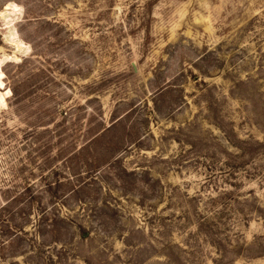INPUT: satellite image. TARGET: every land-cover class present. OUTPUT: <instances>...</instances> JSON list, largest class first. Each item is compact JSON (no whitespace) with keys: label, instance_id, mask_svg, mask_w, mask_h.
Wrapping results in <instances>:
<instances>
[{"label":"rangeland","instance_id":"rangeland-1","mask_svg":"<svg viewBox=\"0 0 264 264\" xmlns=\"http://www.w3.org/2000/svg\"><path fill=\"white\" fill-rule=\"evenodd\" d=\"M0 264H264V0H0Z\"/></svg>","mask_w":264,"mask_h":264},{"label":"bare ground","instance_id":"bare-ground-1","mask_svg":"<svg viewBox=\"0 0 264 264\" xmlns=\"http://www.w3.org/2000/svg\"><path fill=\"white\" fill-rule=\"evenodd\" d=\"M5 13H6V12H2V15L5 16ZM7 17H8V16H7ZM10 35H11V38H12V40H13V39L18 35V33L11 31ZM10 40H11V39H10ZM11 43H12V42H11ZM14 45H15V44H14Z\"/></svg>","mask_w":264,"mask_h":264}]
</instances>
